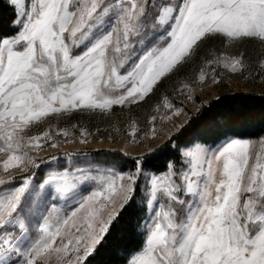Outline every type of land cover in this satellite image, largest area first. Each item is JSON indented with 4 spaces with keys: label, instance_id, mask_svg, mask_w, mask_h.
<instances>
[{
    "label": "snow or ice",
    "instance_id": "snow-or-ice-1",
    "mask_svg": "<svg viewBox=\"0 0 264 264\" xmlns=\"http://www.w3.org/2000/svg\"><path fill=\"white\" fill-rule=\"evenodd\" d=\"M9 3L0 163L20 175L0 190V264H95L121 221L130 239L114 264H264V136L252 150L211 109L176 123L187 112L176 98L197 99L194 84H222L224 70L264 81V0ZM116 106L139 109L123 147L65 151L66 164L33 155L103 140L88 121ZM104 131L111 140L120 125Z\"/></svg>",
    "mask_w": 264,
    "mask_h": 264
},
{
    "label": "rangeland",
    "instance_id": "rangeland-1",
    "mask_svg": "<svg viewBox=\"0 0 264 264\" xmlns=\"http://www.w3.org/2000/svg\"><path fill=\"white\" fill-rule=\"evenodd\" d=\"M9 2V0H7ZM218 54V53H217ZM229 54V53H226ZM234 54V53H232ZM219 70V69H218ZM223 75V83L222 84H215L212 85L209 83L207 86H197L192 85V87L195 89V95L197 99L194 101H186L184 100L183 96L176 98V103L183 102L184 106L187 108V112L183 114L180 118L176 120V123L179 124L181 120L187 121L190 117L191 113H195L201 103H206L210 99H213L218 94L219 90L223 88L224 86H227L229 89L233 91H249V90H255L258 93H264V81L260 80L259 78H252L249 77L247 73H245L243 76L239 74L231 73L229 70L222 71ZM178 87V86H177ZM169 94H171V87H169ZM119 107V106H117ZM139 112V109L133 108L131 112L128 110L121 111V109L115 110L113 113V117L110 120H103L100 117H94L90 119L89 122V131L94 132L96 127H99L101 129V135H103L104 139L101 140L100 136H95L94 140H89L88 145H84L82 143H79V141L69 143V144H63L62 139L60 143V148H45L43 151L40 152H33V155H36L38 157L44 158L45 162L46 157L51 154L52 156L56 157L57 161L61 164H66L69 161L68 157H65L63 153L65 151L76 153L78 152H85L88 150L95 151L97 149L104 150L108 147H111L115 149L116 147H123L124 146V136L126 134L131 135L130 130H126L123 126L129 122V117L135 115ZM80 115L77 113L75 117L69 115V116H62V117H56L55 115H49L46 120L47 122L43 125L44 128H47L48 125L53 126V130H55L56 126L59 127H65L67 121L71 120L72 123H75L77 119H80ZM84 119H88L87 116L83 117ZM112 123L116 124L118 123L120 125V132L117 133L115 131H112L113 139L109 140L108 131H104L107 124ZM167 127H170V124H166ZM32 135L37 134V130L34 129L31 133ZM255 142L253 145H250L252 150L259 151L260 146L258 141L259 140H250ZM161 142L160 138H157L154 143L158 144ZM131 147V145H130ZM2 156V154H0ZM46 170L38 171L36 174L38 176H43L44 172ZM7 172L12 173L13 180H9L8 176L6 175ZM20 175V173L13 172L11 168L4 169L3 164L0 163V190H2V186L4 185H11L15 183V177ZM37 184H39V181H37ZM41 191H43L41 189Z\"/></svg>",
    "mask_w": 264,
    "mask_h": 264
},
{
    "label": "trees",
    "instance_id": "trees-1",
    "mask_svg": "<svg viewBox=\"0 0 264 264\" xmlns=\"http://www.w3.org/2000/svg\"><path fill=\"white\" fill-rule=\"evenodd\" d=\"M12 18L13 7L7 0H0V32L10 33L13 30ZM118 109L120 107L116 106L115 110ZM206 109L225 113V118L233 122V126L243 134V138L259 140L264 136V93L255 90L233 91L224 86L215 98L201 103L199 109L190 114L189 119L193 121L199 119L200 114ZM123 227L124 222L121 221L112 229V235L107 240L101 241L95 264H114L113 251H118V246L127 243L130 239L129 233L122 230Z\"/></svg>",
    "mask_w": 264,
    "mask_h": 264
}]
</instances>
